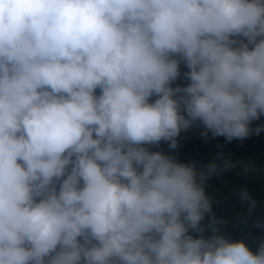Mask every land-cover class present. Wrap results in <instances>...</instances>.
Instances as JSON below:
<instances>
[{
	"label": "clouds",
	"instance_id": "clouds-1",
	"mask_svg": "<svg viewBox=\"0 0 264 264\" xmlns=\"http://www.w3.org/2000/svg\"><path fill=\"white\" fill-rule=\"evenodd\" d=\"M261 116L264 0H0V264H264L206 191L235 164L151 150Z\"/></svg>",
	"mask_w": 264,
	"mask_h": 264
},
{
	"label": "trees",
	"instance_id": "trees-1",
	"mask_svg": "<svg viewBox=\"0 0 264 264\" xmlns=\"http://www.w3.org/2000/svg\"><path fill=\"white\" fill-rule=\"evenodd\" d=\"M184 71L187 69L181 64V72ZM186 83L183 78L175 82L179 85ZM261 125H264V116L253 121L251 127L254 129ZM202 131V126H193L182 131L177 138L176 150L169 149L168 144L163 141L151 150H163L165 154L174 155L183 163L194 161L198 169L214 160L217 164H222V160L217 159L219 154L231 160L235 167L210 179L206 191L214 201L216 215L228 221L223 232L232 239H244L255 253L260 238L264 236V229L253 223L256 220L264 222V131L259 135L253 133L248 138L234 139L231 142L226 141L223 136L212 137L210 132L205 138L201 135ZM245 188L257 200V211L250 218L248 228L235 224L239 215H247L246 205H241L235 195L238 190Z\"/></svg>",
	"mask_w": 264,
	"mask_h": 264
}]
</instances>
